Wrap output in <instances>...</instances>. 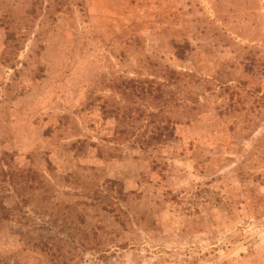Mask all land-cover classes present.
<instances>
[{"label": "rangeland", "instance_id": "1", "mask_svg": "<svg viewBox=\"0 0 264 264\" xmlns=\"http://www.w3.org/2000/svg\"><path fill=\"white\" fill-rule=\"evenodd\" d=\"M0 264H264V0H0Z\"/></svg>", "mask_w": 264, "mask_h": 264}, {"label": "crops", "instance_id": "2", "mask_svg": "<svg viewBox=\"0 0 264 264\" xmlns=\"http://www.w3.org/2000/svg\"><path fill=\"white\" fill-rule=\"evenodd\" d=\"M28 89V88H27ZM25 90L26 92L24 93V96L27 94V93H29V92H31L32 91V89H30L29 91L28 90ZM34 89V88H33ZM21 97H23V95H20ZM38 108V107H37Z\"/></svg>", "mask_w": 264, "mask_h": 264}, {"label": "trees", "instance_id": "3", "mask_svg": "<svg viewBox=\"0 0 264 264\" xmlns=\"http://www.w3.org/2000/svg\"><path fill=\"white\" fill-rule=\"evenodd\" d=\"M8 36H10V35L7 33V39H8Z\"/></svg>", "mask_w": 264, "mask_h": 264}]
</instances>
